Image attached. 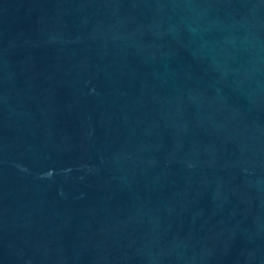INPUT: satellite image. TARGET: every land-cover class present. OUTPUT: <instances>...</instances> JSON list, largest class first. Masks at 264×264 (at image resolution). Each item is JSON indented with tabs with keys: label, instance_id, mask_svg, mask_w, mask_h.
<instances>
[{
	"label": "water",
	"instance_id": "1",
	"mask_svg": "<svg viewBox=\"0 0 264 264\" xmlns=\"http://www.w3.org/2000/svg\"><path fill=\"white\" fill-rule=\"evenodd\" d=\"M0 264H264V0H0Z\"/></svg>",
	"mask_w": 264,
	"mask_h": 264
}]
</instances>
